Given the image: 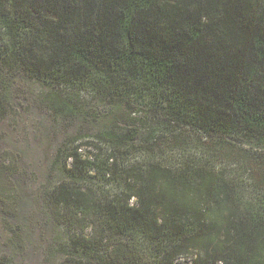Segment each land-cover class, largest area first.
Returning <instances> with one entry per match:
<instances>
[{
    "label": "trees",
    "instance_id": "16d2710c",
    "mask_svg": "<svg viewBox=\"0 0 264 264\" xmlns=\"http://www.w3.org/2000/svg\"><path fill=\"white\" fill-rule=\"evenodd\" d=\"M0 64L109 102H142L198 124L205 145L215 138L196 145L203 155L179 140V159L164 161L156 153L174 121L154 128L148 115L113 125L112 146L98 136L67 146V177L50 195L97 264H264V0H0ZM48 101L70 110L57 95ZM221 156L257 170L253 194L230 166L212 165ZM3 160L0 182L15 170Z\"/></svg>",
    "mask_w": 264,
    "mask_h": 264
},
{
    "label": "rangeland",
    "instance_id": "374dc122",
    "mask_svg": "<svg viewBox=\"0 0 264 264\" xmlns=\"http://www.w3.org/2000/svg\"><path fill=\"white\" fill-rule=\"evenodd\" d=\"M0 88L6 93L0 102V163L7 167L9 162L3 159L9 156L12 159L9 167L15 169L9 176L6 168L0 182L1 187L9 186L11 192L0 196V264L98 263V257L84 251L90 242L78 236L79 228L72 226L75 222L68 221L65 212L56 211L48 187L67 177L63 161L67 146L77 139L98 136L108 142L106 133L113 125L134 127L137 119L141 122L151 115L154 128L156 120L159 124L174 121V131L164 134L167 143L156 153L164 161L179 159V140L184 148L188 147V152L200 155L203 150L196 145L209 146L215 142L214 137H209L208 145L200 142L207 135L198 124L188 125L180 118L167 117L163 111H150L142 102L131 107L122 98L109 102L101 96L93 97L86 86L73 90L64 83L55 87L21 70L11 74L1 64ZM52 94L71 105L69 112L58 113L50 107L48 99ZM155 132L161 134L160 130ZM130 143L127 140L121 147L126 149ZM128 149L133 152L130 155H135L141 148ZM124 156L126 161V153ZM211 162L215 167L230 166L237 183L246 187L249 195L253 194L250 184H258L256 169L251 173L244 171L235 157H216ZM91 233L88 226L85 237L91 238Z\"/></svg>",
    "mask_w": 264,
    "mask_h": 264
}]
</instances>
